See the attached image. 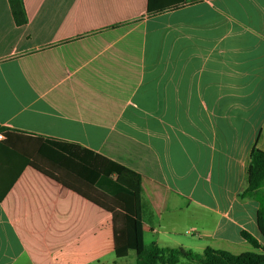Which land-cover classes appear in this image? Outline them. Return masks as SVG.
I'll use <instances>...</instances> for the list:
<instances>
[{
  "label": "crops",
  "instance_id": "1",
  "mask_svg": "<svg viewBox=\"0 0 264 264\" xmlns=\"http://www.w3.org/2000/svg\"><path fill=\"white\" fill-rule=\"evenodd\" d=\"M186 1L23 0L17 26L0 0V125L140 174L146 245L241 254L242 231L261 240L238 194L264 150V0ZM122 202L123 217L26 166L0 201V264L131 263L115 256L124 225L135 257Z\"/></svg>",
  "mask_w": 264,
  "mask_h": 264
},
{
  "label": "trees",
  "instance_id": "2",
  "mask_svg": "<svg viewBox=\"0 0 264 264\" xmlns=\"http://www.w3.org/2000/svg\"><path fill=\"white\" fill-rule=\"evenodd\" d=\"M17 26L27 24L28 18L23 0H8ZM186 0H148L149 15L178 8ZM0 201L9 192L22 170L30 165L82 194L109 210L125 212L119 199L130 196L134 202V218L131 232L135 244V262L128 264H179L185 259L192 264H264V244L247 231L241 236L255 251L233 254L228 251L206 248L197 254L182 248H163L156 243L146 245L143 233L146 227L142 219V188L147 181L137 172L76 143L53 138L26 137L17 131L0 125ZM254 197L259 203L257 225L264 240V150L254 147L247 169V187L238 194L239 199ZM115 256L128 257L125 226L115 227Z\"/></svg>",
  "mask_w": 264,
  "mask_h": 264
},
{
  "label": "rangeland",
  "instance_id": "3",
  "mask_svg": "<svg viewBox=\"0 0 264 264\" xmlns=\"http://www.w3.org/2000/svg\"><path fill=\"white\" fill-rule=\"evenodd\" d=\"M120 200L124 201L127 204L129 210H131L133 208V199L130 196L122 195V196H120ZM197 228L199 229L200 227H197ZM198 229L197 230L196 229L195 230H190L189 227L183 226L182 229L180 230V232H181V234L185 235L186 237H190L192 235L197 237L199 235ZM260 239H261L260 240L261 243L264 244V240L262 238H260ZM184 250H186V249H184ZM251 251H254V249L252 247H251L250 251H240V252L244 253V252H251ZM191 252H194V253H197V254H202L203 253L202 251H200V252L199 251H191ZM123 261L135 262V257H133V258H124ZM179 264H192V263H190L189 261L183 259V260L180 261Z\"/></svg>",
  "mask_w": 264,
  "mask_h": 264
},
{
  "label": "built area",
  "instance_id": "4",
  "mask_svg": "<svg viewBox=\"0 0 264 264\" xmlns=\"http://www.w3.org/2000/svg\"><path fill=\"white\" fill-rule=\"evenodd\" d=\"M4 138H3V136H2V134H0V140H3Z\"/></svg>",
  "mask_w": 264,
  "mask_h": 264
}]
</instances>
